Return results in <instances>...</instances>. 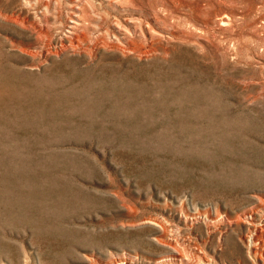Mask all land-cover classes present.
Instances as JSON below:
<instances>
[{
  "label": "rangeland",
  "instance_id": "1",
  "mask_svg": "<svg viewBox=\"0 0 264 264\" xmlns=\"http://www.w3.org/2000/svg\"><path fill=\"white\" fill-rule=\"evenodd\" d=\"M174 245L264 264V0H0V264Z\"/></svg>",
  "mask_w": 264,
  "mask_h": 264
},
{
  "label": "bare ground",
  "instance_id": "2",
  "mask_svg": "<svg viewBox=\"0 0 264 264\" xmlns=\"http://www.w3.org/2000/svg\"><path fill=\"white\" fill-rule=\"evenodd\" d=\"M73 22L75 23H78L76 19H73ZM230 22V21H229ZM172 247V246H171ZM176 245H174V247H172V250H171V255L173 257H176L178 258L179 260H181L183 262V264H208V261L202 256L200 257V259L196 260V261H192L189 259V257H186V256H190V255H183L180 253L179 249L176 250ZM175 248V249H174ZM179 251V252H178ZM190 253V252H189ZM188 254V253H187ZM195 254V253H194ZM193 255V254H191ZM203 255V254H202ZM192 258V257H191ZM177 259V260H178ZM193 259V258H192ZM208 259V258H207ZM195 260V259H194ZM179 262V261H178ZM113 264H124L123 262H116V263H113Z\"/></svg>",
  "mask_w": 264,
  "mask_h": 264
}]
</instances>
